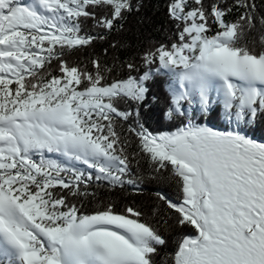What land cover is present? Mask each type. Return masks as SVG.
I'll list each match as a JSON object with an SVG mask.
<instances>
[{"label": "snow or ice", "instance_id": "6c2138e0", "mask_svg": "<svg viewBox=\"0 0 264 264\" xmlns=\"http://www.w3.org/2000/svg\"><path fill=\"white\" fill-rule=\"evenodd\" d=\"M141 6L0 0V264H264V0H166L174 39L143 71L104 58L115 39L70 59ZM158 77L174 130L142 117ZM140 159L175 199L114 197L140 189Z\"/></svg>", "mask_w": 264, "mask_h": 264}, {"label": "trees", "instance_id": "16d2710c", "mask_svg": "<svg viewBox=\"0 0 264 264\" xmlns=\"http://www.w3.org/2000/svg\"><path fill=\"white\" fill-rule=\"evenodd\" d=\"M28 2V0H25ZM134 3H140L142 6L139 11H133L127 18L124 25V31L121 33H113L108 37L107 41H97L92 49L85 50L84 53H77L70 57V59H77L84 54L103 53V49L108 47L109 42L112 40L127 41L130 42V46H125L117 49L109 48V53L105 59L111 61L114 55H118L121 59H135L137 66L141 71L144 70V66L140 59L144 50L157 46L161 43L169 42L174 39L173 27L167 19L166 15V0H133ZM52 70L56 72L55 62L52 65ZM166 77H158L156 83L152 85L151 92L149 94L147 108H142V117L145 121V126L154 132L158 131H170L174 130L175 125L164 121L160 118L161 109L167 102L168 93L165 87ZM155 96L157 99L152 100ZM121 107H124L121 105ZM226 121L222 118H213L209 121L210 126L224 129L226 127ZM126 127V125H125ZM251 135L257 139H264V120L258 119L256 127L251 130ZM52 159H56L61 163H64V158L58 154H46ZM77 167L84 169L85 171H92L87 169L85 165L77 164ZM133 172L138 173L143 179L139 181L140 189L133 190L131 186H128L124 191L117 190L113 193L114 197L134 200L137 203L144 205H151L155 199V193L163 190L169 197L175 199L179 194V189L174 181H161L153 178L150 165L143 159L139 160V164L135 161L132 163ZM101 190L104 191L103 185ZM171 246V245H170ZM158 264L160 258H157Z\"/></svg>", "mask_w": 264, "mask_h": 264}]
</instances>
